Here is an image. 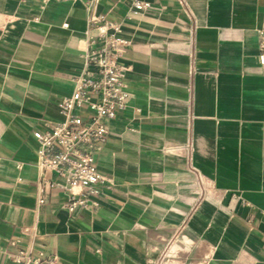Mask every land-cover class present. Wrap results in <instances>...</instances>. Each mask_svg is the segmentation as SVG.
Wrapping results in <instances>:
<instances>
[{
	"label": "crops",
	"instance_id": "obj_1",
	"mask_svg": "<svg viewBox=\"0 0 264 264\" xmlns=\"http://www.w3.org/2000/svg\"><path fill=\"white\" fill-rule=\"evenodd\" d=\"M134 1L0 0V264H264V0ZM99 15L132 41L131 98L98 206L69 210L34 132L62 119Z\"/></svg>",
	"mask_w": 264,
	"mask_h": 264
},
{
	"label": "built area",
	"instance_id": "obj_2",
	"mask_svg": "<svg viewBox=\"0 0 264 264\" xmlns=\"http://www.w3.org/2000/svg\"><path fill=\"white\" fill-rule=\"evenodd\" d=\"M44 4L51 1L41 0ZM188 16L191 13L187 0H179ZM150 2L135 0L133 13L151 11ZM95 31L90 36L96 44L84 56L86 65L73 77L74 90L60 101L62 119L49 122L44 130H36L38 166L50 170L60 180L53 186L68 192L66 207H97L101 195L98 185L106 177L100 173L95 156L107 141V122L117 112L129 106L131 93L122 79L119 58L132 44L122 35L120 23L104 15L90 19ZM68 26V24H65ZM259 62L264 67V29L260 31ZM24 252L14 255L13 261L21 263Z\"/></svg>",
	"mask_w": 264,
	"mask_h": 264
}]
</instances>
